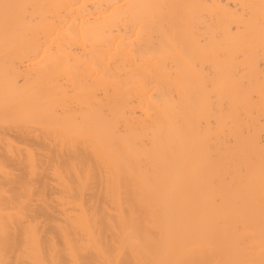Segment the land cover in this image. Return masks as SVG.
I'll list each match as a JSON object with an SVG mask.
<instances>
[{
  "label": "bare ground",
  "instance_id": "bare-ground-1",
  "mask_svg": "<svg viewBox=\"0 0 264 264\" xmlns=\"http://www.w3.org/2000/svg\"><path fill=\"white\" fill-rule=\"evenodd\" d=\"M0 264H264V0H0Z\"/></svg>",
  "mask_w": 264,
  "mask_h": 264
}]
</instances>
